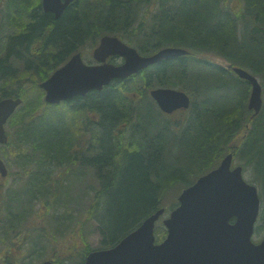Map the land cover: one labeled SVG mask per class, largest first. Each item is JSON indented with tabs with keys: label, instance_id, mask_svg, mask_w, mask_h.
Here are the masks:
<instances>
[{
	"label": "trees",
	"instance_id": "1",
	"mask_svg": "<svg viewBox=\"0 0 264 264\" xmlns=\"http://www.w3.org/2000/svg\"><path fill=\"white\" fill-rule=\"evenodd\" d=\"M1 2L0 98L23 99L2 146L8 175L20 181L0 183V201L12 203L0 217L6 249L21 243L20 225L47 240L42 249L54 264H82L91 235L97 248L113 246L157 209L174 208L180 190L227 152L256 174V227L264 229V103L253 114L250 85L223 66L246 69L264 94V0H76L58 18L40 0ZM105 33L144 55L167 45L189 54L58 105L44 102L38 82ZM157 86L190 95L179 122L152 100ZM23 198L36 210L21 209ZM4 255L0 264H23Z\"/></svg>",
	"mask_w": 264,
	"mask_h": 264
},
{
	"label": "water",
	"instance_id": "2",
	"mask_svg": "<svg viewBox=\"0 0 264 264\" xmlns=\"http://www.w3.org/2000/svg\"><path fill=\"white\" fill-rule=\"evenodd\" d=\"M72 1L41 0V6L58 17ZM186 53L182 48L166 47L142 56L117 37L104 35L93 50L99 64H85L77 52L39 86L46 102L59 103ZM110 55H119L124 62H106ZM233 71L251 85L248 108L257 114L262 107L258 79L239 67ZM150 94L167 113L189 105V97L177 89L156 88ZM20 103V97L0 99V142L6 141L3 124ZM231 162L229 153L219 166L182 190L178 205L162 220L166 235L160 242H155L154 228L163 208L147 216L116 245L91 251L83 264H264V238L257 243L251 238L260 208L257 188L243 179L240 166L231 168ZM0 172L6 174L1 160Z\"/></svg>",
	"mask_w": 264,
	"mask_h": 264
},
{
	"label": "rangeland",
	"instance_id": "3",
	"mask_svg": "<svg viewBox=\"0 0 264 264\" xmlns=\"http://www.w3.org/2000/svg\"><path fill=\"white\" fill-rule=\"evenodd\" d=\"M238 4H240V2H238ZM2 9H3V6H2V2L0 0V13H1ZM0 26H2L1 23H0ZM2 28H3V31L5 32V28L3 26H2ZM132 46H134V45H132ZM91 52H92V48L84 50L82 52L83 53L82 54L83 60L87 63L95 62L92 58ZM110 60L113 63L122 62V58L119 56L118 57H112V58H110ZM215 60L217 62H221V60H219L218 58H216ZM15 67L18 68L17 66H15ZM263 98H264V94H263ZM180 116L181 115L179 113L171 114V117H170L171 123L179 122L181 120ZM5 128L9 129V126L6 125ZM197 163H199V162H197ZM233 163H235L236 165L239 164L243 167L244 179L247 182L254 184L259 191L257 177H256L255 172H253L252 167L244 165V162H242L240 160V158H235ZM13 178H14V176H10L6 180V184L10 185L11 183H14V184H16V186H18L19 181L16 180L13 182ZM193 178L194 177H191V174L187 175V180H192ZM260 191H261V189H260ZM260 191H259V194H260ZM24 208H28L29 210H33V211L36 210L35 208H33V206L30 203L25 201V198H23V206L21 207V209H24ZM162 217H164V215ZM161 219L162 218H160L159 221L156 223V225L158 224V227L162 225ZM29 223H30V221H29ZM257 224H259V222H257ZM257 224H255V225H257ZM158 230L159 229H156V235H157ZM160 230H161V232H165L163 225L160 227ZM37 236L38 235L36 234V232L28 231L26 229L22 235H19V240H21L20 248L15 243H12V244L7 243L8 246L6 249V244H3V242L0 241V254H1V251L4 250L2 253V256H4L5 252H9L10 255L11 254H17V255H20V257L22 256L21 258L24 257L23 258V264H39L44 258H46L45 256L47 253L45 252V249H42V247H44L47 244V240L44 237L38 238ZM263 236H264V229L258 230L256 228V232L253 235V240L255 242H258ZM158 239H160V238L158 237ZM89 243H90L91 247H93V248L98 247V236H97V234H93L89 237ZM25 254H28L29 256H24ZM17 264H19V261L17 262Z\"/></svg>",
	"mask_w": 264,
	"mask_h": 264
},
{
	"label": "bare ground",
	"instance_id": "4",
	"mask_svg": "<svg viewBox=\"0 0 264 264\" xmlns=\"http://www.w3.org/2000/svg\"><path fill=\"white\" fill-rule=\"evenodd\" d=\"M75 1H76V0H75ZM75 1H74V2H75ZM72 3H73V2L69 3V4L65 7V9H66L69 5H71ZM40 7H41V3H40ZM65 9H64V10H65ZM64 10H63V12H64ZM62 14H63V13H62ZM60 16H61V15H60ZM58 17H59V16H58ZM58 17L54 16V18H58Z\"/></svg>",
	"mask_w": 264,
	"mask_h": 264
}]
</instances>
